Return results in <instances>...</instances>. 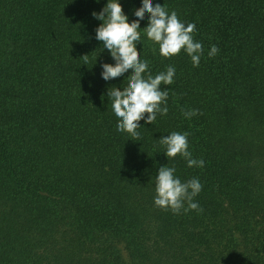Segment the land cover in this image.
<instances>
[{"label":"trees","instance_id":"obj_1","mask_svg":"<svg viewBox=\"0 0 264 264\" xmlns=\"http://www.w3.org/2000/svg\"><path fill=\"white\" fill-rule=\"evenodd\" d=\"M120 2L132 22L142 0ZM106 3L0 0V264H264V0H153L195 24L204 52L193 67L142 35L148 71L176 74L138 140L117 134L107 98L127 77L100 76L114 62L92 13ZM171 132L202 168L167 159ZM165 165L199 179L202 211L154 206Z\"/></svg>","mask_w":264,"mask_h":264},{"label":"clouds","instance_id":"obj_2","mask_svg":"<svg viewBox=\"0 0 264 264\" xmlns=\"http://www.w3.org/2000/svg\"><path fill=\"white\" fill-rule=\"evenodd\" d=\"M92 15L101 21L95 29V39L103 43V49L108 51L114 62L100 65L101 79L108 82L127 77V86L123 90L112 86L107 91L108 103L110 102L111 111L118 121L115 125L116 132L127 133L138 140L140 133L137 129L143 127L139 123L141 120L146 125L153 124L158 114L167 115L169 92L161 85L173 84L176 74V69L172 66L154 76L148 71L149 62L140 59V54L136 51L137 45L141 44L142 35L158 45L159 54L164 58L175 56L183 50L190 57L193 67L199 66L204 52L203 45L193 39L195 24L185 25L175 11H169L164 4H154L153 0H142L139 9L134 12L132 22H129V17L123 12L120 0H107L102 10L93 12ZM145 17L147 26L141 28ZM218 51L216 45H212L208 56L214 57ZM197 114L194 109L182 112L186 119ZM159 143L164 148L163 153L167 159L179 155L187 162L188 167L204 166V160L193 158L189 151L186 133L171 132L162 136ZM175 172V167H159L154 180V206L170 209L174 214H179L182 209L184 212L202 211L199 204L194 202V198L202 191L199 179L182 182Z\"/></svg>","mask_w":264,"mask_h":264}]
</instances>
